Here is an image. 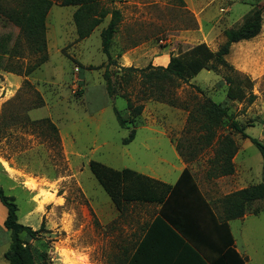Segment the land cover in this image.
<instances>
[{
    "label": "rangeland",
    "instance_id": "obj_1",
    "mask_svg": "<svg viewBox=\"0 0 264 264\" xmlns=\"http://www.w3.org/2000/svg\"><path fill=\"white\" fill-rule=\"evenodd\" d=\"M52 1L47 18V59L28 73L25 71L41 53L19 33L17 26L0 16V68L26 76L34 73V78H25L13 96L0 105V186L14 197L19 222L33 229L43 223L37 238L22 236L27 239L36 264H118L122 248H130L142 214H149L150 208L131 203L132 206L128 204L123 212H118L107 203L110 198L91 173L89 161L115 169L127 167L172 181L177 171L160 161L174 160L166 138L158 132L165 131L171 137L187 134L192 148L183 159H195L199 162L197 168L205 164L208 174L220 176L219 164L213 159L215 150H197V144L205 142L199 111L205 99L228 106L230 118L223 117L217 135L235 133L229 124L234 119L249 136L264 143V10L260 32L230 45L225 56L229 66L200 70L169 92L176 103L171 105L143 98L137 73L128 83L118 85L115 95L109 97L103 80L107 58L102 52L101 32L110 14L89 35L78 39L73 26L66 24L61 30V24L70 18L72 6ZM100 3L120 11L109 48L112 63L108 70L113 79L123 74L121 66H165L170 55L182 54L199 42L216 50L225 40V30L239 26L250 10L264 7V0ZM52 24L59 31L54 36ZM226 75L241 81L243 77L250 79V87L244 82L239 84L246 93L244 99H226ZM250 93L254 95L251 102L247 99ZM123 95L132 105H143L139 114L133 115ZM113 109L126 119L131 117L132 122L120 127ZM131 127L136 130V139L123 144L122 139ZM141 143L160 147L145 150ZM249 143L239 152L233 167H250L245 173L249 184H254L261 180L262 158L256 146ZM222 188L219 199L233 192H229V186ZM49 192L54 197L45 200ZM0 206L5 210L1 203ZM263 207L264 201L256 200L245 213ZM230 225L237 245L250 257L249 264H264V210L244 220L235 219ZM9 242V231L0 228V264H9L2 256Z\"/></svg>",
    "mask_w": 264,
    "mask_h": 264
},
{
    "label": "trees",
    "instance_id": "obj_2",
    "mask_svg": "<svg viewBox=\"0 0 264 264\" xmlns=\"http://www.w3.org/2000/svg\"><path fill=\"white\" fill-rule=\"evenodd\" d=\"M100 1L60 0L59 3L63 6L74 7L72 22L78 39L89 35L91 30L108 13L110 14L108 24L101 32L102 52L107 58V66L103 71L104 87L107 95L109 97L115 95L117 86L128 83L132 79L133 73H137L143 87L141 90L143 98H152L171 105H176V103L170 97L169 92L181 83L187 82L200 70H217L218 66H229L225 60V56L229 52L230 45L237 41L251 39L260 32L262 11L264 10V7L250 10L239 26L225 30V40L216 50H211L205 42H199L190 46L182 54L170 55L165 66L151 64L140 68L121 66L120 70L123 74L119 79H113L108 70V65L112 63L109 48L120 20V11L115 8L108 9L101 5ZM52 4V0H0V16L2 19L17 26L19 33L29 43L33 44L35 50L41 53L36 63L28 68L25 73L30 72L47 59L45 22L47 12ZM243 79L241 81L239 77H232L230 75L224 77V81L227 84V100H241L246 97L245 91L239 84L244 82L247 87H250L251 81L248 77H243ZM253 98L254 95L252 93L247 96L249 102ZM126 99L127 107L131 109L133 115L139 114L143 105H132L129 98L126 97ZM113 111L120 127H126L128 123L132 122L131 117L126 119L116 109H113ZM199 111L203 117L200 128L205 131V141L210 143L211 139L217 136V145L214 149L213 159L215 163L219 164L220 174H231L234 169L232 158L237 150V145L230 134L222 137L220 134H216V129L223 121V117L227 118L230 116L228 106L205 99L199 105ZM229 124L233 132L239 133L243 138L248 137L259 150L262 158L261 181L249 184L221 198L219 200L221 215L218 216L215 215L210 204L203 197L188 169H183L176 182L173 185H169L131 168L115 169L96 160L89 161L88 166L91 173L120 212H123L126 209V205L130 203H161L155 217L151 221L145 222L141 227L139 226L135 252L131 255L127 264H131L134 259H137L138 253H140L142 248L144 249L146 242L152 237L153 229L159 225L165 227L168 233L184 242L195 253L202 264H245L244 258L233 246V237L227 220L243 216L248 208L251 207L252 202L256 200L264 201V143L246 134L244 131L245 127L238 121L231 119ZM52 128L55 129V126L52 125ZM135 133V128L131 127L126 137L122 139V143L127 144L133 140ZM181 189L185 190L188 194V205L196 207L197 213L209 216L211 221L214 222L217 227L215 234L219 237L221 236L222 241L225 235L226 241H223L221 245L222 252H220L217 258L210 257L204 253L190 239V236L186 235L170 218V213L174 211V207L172 206L174 195ZM0 203L5 207L6 214L3 220V227L9 231L10 238L9 245L2 254L3 258L9 264H36L30 245L27 243V239H23L22 236L26 235L30 238H37L43 223H41L38 229H33L30 225L19 222L14 197L6 194L1 186ZM263 210L264 207L253 210L252 213L256 214ZM126 251L127 247H124L123 255H125ZM43 264L48 263L45 262Z\"/></svg>",
    "mask_w": 264,
    "mask_h": 264
},
{
    "label": "crops",
    "instance_id": "obj_3",
    "mask_svg": "<svg viewBox=\"0 0 264 264\" xmlns=\"http://www.w3.org/2000/svg\"><path fill=\"white\" fill-rule=\"evenodd\" d=\"M73 11H74V7L70 9L69 12L70 18L61 24V30H64V25L67 24L69 27L70 25L73 26V30L75 32V27L72 22ZM49 12L50 10H48L47 12L46 22H45L47 49L49 42V32H48L49 26H48L47 18ZM51 28L52 30L54 29V33L52 31V36L56 35V33L59 32L58 28L56 29V27H54L53 24ZM41 66L39 67V69L41 68ZM33 74L27 76L20 75L0 68V105H2L3 102H6L13 96L14 92L17 91V89L20 87L21 83L25 78H30V76H33L34 78ZM158 132L163 137L166 138L169 149L174 155V160L172 162L167 161L165 159H160V161L169 163L171 165L172 170L177 171V174L175 175V178L172 181H168L162 178L161 176H157V175L153 176L144 173L142 174L154 178L156 180L162 181L163 183L173 185L176 182L182 170L188 169L189 172L192 174L200 192L202 193L205 200L210 204L216 216L221 215L220 201H219L220 199L218 197L220 187L221 189H223L222 187L229 186L231 188L229 192H231L249 185V179L246 177L245 171H249L250 167L246 166L245 164L241 169L235 167L233 173L231 174L213 176L211 174H208L207 172L208 166H206L205 164L198 165L199 168H197L196 163L197 164L199 163L197 160L194 161L195 159H193L186 161V159H183L182 156L187 155L190 152L189 150L192 148L187 143V136H188L187 134L176 133L171 137L165 131H158ZM230 135L235 140V143L237 145V150L232 158V161L236 166L237 165L236 158L239 152L242 149L245 150L250 145L249 142L251 141L248 137L243 138L238 133H232ZM135 139H136V133L133 140H131L127 144H131L132 142L135 141ZM216 140H217V136L211 139L210 144H208L207 141L205 142L201 141V143L197 144V148H198L197 150H200L201 148L202 149L205 148V150L212 149L214 151V149L216 148ZM140 146L143 147L145 150H155L158 147H160L159 144H148V143H141ZM174 162L178 163V166H175ZM246 179L248 180L247 183H246L247 181ZM260 181L261 180H258L255 183H258ZM218 184H220L219 188H218ZM251 184H253V182ZM187 199H188V194L183 189L179 190L174 195L173 205H172L174 207V211L170 213L169 215L170 218L174 221V223L178 227L182 229V231H184V233H186V235L190 236V239L194 241V243H196V245H198V247H200V249H202L204 253H206L210 257L217 258L220 252H222L221 245L223 244V241L224 240L226 241L225 235L223 236V241H222L221 236L219 237L215 234V230L217 227L214 224V222L211 221L209 216L201 215L200 213H197L196 207H192L188 205ZM107 203L112 204L114 208L117 210L111 199L110 201H107ZM141 204L145 208L147 207L150 208V213L146 214L145 212L142 214L143 217H141V220L143 222L141 221V224L139 225L140 227L145 222L151 221L155 217V215L158 213L157 211L160 208L161 203L152 202V203H141ZM132 205L133 204L130 203V206ZM117 211L120 212L119 210ZM5 214L6 211L0 206V228H2L3 230H6L3 227V220L5 218ZM249 215H254V214L244 213L243 216L241 217L227 220L231 235L233 237V246L235 250L244 258L245 264H249L250 257L245 252L244 249L239 248V246L237 245L236 239L231 229L230 222L235 219L244 220ZM138 233L139 232L137 231L136 238L132 240L130 248L126 246L127 251L125 255H123V248H122L120 256L117 259L118 264H127L131 255L135 252V245L137 243L136 241L138 239L137 237ZM136 257L137 259H134V261H132L131 264H202L195 255V253H193V251H191V249H189L187 245L184 244V242H182L178 237L168 233L165 227H162L161 225L153 229L152 237L150 238L149 241L146 242L144 249L142 248L140 253H138Z\"/></svg>",
    "mask_w": 264,
    "mask_h": 264
},
{
    "label": "bare ground",
    "instance_id": "obj_4",
    "mask_svg": "<svg viewBox=\"0 0 264 264\" xmlns=\"http://www.w3.org/2000/svg\"><path fill=\"white\" fill-rule=\"evenodd\" d=\"M6 169L9 171V174L11 175V176H13V177H15L14 176V174H13V172L10 170V168L9 167H6ZM26 185H30L28 182H26ZM32 188V187H31ZM54 197V195H53V193L52 192H49V197H47L45 200H51L52 198ZM73 264V263H72Z\"/></svg>",
    "mask_w": 264,
    "mask_h": 264
}]
</instances>
